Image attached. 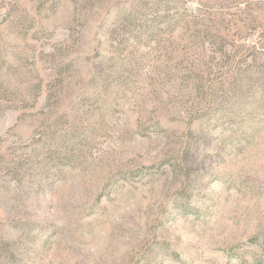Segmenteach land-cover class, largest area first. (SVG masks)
Listing matches in <instances>:
<instances>
[{
  "label": "rangeland",
  "instance_id": "obj_1",
  "mask_svg": "<svg viewBox=\"0 0 264 264\" xmlns=\"http://www.w3.org/2000/svg\"><path fill=\"white\" fill-rule=\"evenodd\" d=\"M0 264H264V0H0Z\"/></svg>",
  "mask_w": 264,
  "mask_h": 264
}]
</instances>
